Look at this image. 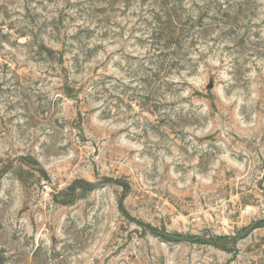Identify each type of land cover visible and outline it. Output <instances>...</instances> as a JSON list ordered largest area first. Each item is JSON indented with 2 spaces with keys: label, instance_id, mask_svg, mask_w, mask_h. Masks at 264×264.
I'll return each instance as SVG.
<instances>
[{
  "label": "rangeland",
  "instance_id": "1",
  "mask_svg": "<svg viewBox=\"0 0 264 264\" xmlns=\"http://www.w3.org/2000/svg\"><path fill=\"white\" fill-rule=\"evenodd\" d=\"M264 0H0V264H264Z\"/></svg>",
  "mask_w": 264,
  "mask_h": 264
},
{
  "label": "water",
  "instance_id": "2",
  "mask_svg": "<svg viewBox=\"0 0 264 264\" xmlns=\"http://www.w3.org/2000/svg\"><path fill=\"white\" fill-rule=\"evenodd\" d=\"M264 223V217H261L257 219L249 228H247L244 232L236 234L232 236L230 239H228V242H231L236 239H243L246 236H248L251 232H253L255 229L259 228L260 225Z\"/></svg>",
  "mask_w": 264,
  "mask_h": 264
}]
</instances>
